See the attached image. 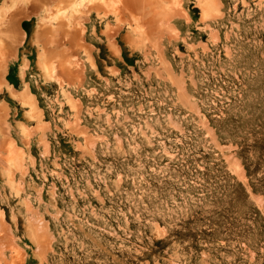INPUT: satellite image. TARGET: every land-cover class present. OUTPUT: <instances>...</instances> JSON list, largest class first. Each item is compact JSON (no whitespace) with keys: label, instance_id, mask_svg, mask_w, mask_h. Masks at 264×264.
<instances>
[{"label":"rangeland","instance_id":"rangeland-1","mask_svg":"<svg viewBox=\"0 0 264 264\" xmlns=\"http://www.w3.org/2000/svg\"><path fill=\"white\" fill-rule=\"evenodd\" d=\"M156 4L86 8L69 77L39 64L45 10L19 3L0 264H264V0Z\"/></svg>","mask_w":264,"mask_h":264},{"label":"bare ground","instance_id":"bare-ground-1","mask_svg":"<svg viewBox=\"0 0 264 264\" xmlns=\"http://www.w3.org/2000/svg\"><path fill=\"white\" fill-rule=\"evenodd\" d=\"M20 2L26 5L35 4L45 10V17L37 27V35L42 37L44 43L43 57L38 63L48 73L59 70L61 74L70 77L79 72L73 67L74 61L78 62L74 48L84 46L85 37L81 30L82 21L86 18V8L105 6L108 7L107 11H112L116 15L124 11L145 12L147 8L157 12L158 0H11L9 7L0 8V50L4 47V50L14 51L24 38L20 22H14L21 13ZM131 19L136 22L139 29L143 27L144 13L132 14ZM144 23L147 25L146 21ZM54 44L56 47H53ZM24 95L28 96L27 99L30 98L29 93ZM29 103L32 104L31 101Z\"/></svg>","mask_w":264,"mask_h":264}]
</instances>
